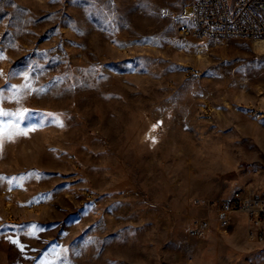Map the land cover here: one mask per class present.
<instances>
[{
	"label": "rangeland",
	"instance_id": "rangeland-1",
	"mask_svg": "<svg viewBox=\"0 0 264 264\" xmlns=\"http://www.w3.org/2000/svg\"><path fill=\"white\" fill-rule=\"evenodd\" d=\"M190 2L0 0V264H264L244 215L188 234L264 189V50Z\"/></svg>",
	"mask_w": 264,
	"mask_h": 264
},
{
	"label": "built area",
	"instance_id": "built-area-1",
	"mask_svg": "<svg viewBox=\"0 0 264 264\" xmlns=\"http://www.w3.org/2000/svg\"><path fill=\"white\" fill-rule=\"evenodd\" d=\"M189 12L194 33L200 38L264 39V0H191ZM197 203L206 215L194 218L191 237H202L212 229L226 230L235 216L246 217L249 236L264 242V189L258 193L235 191L219 201Z\"/></svg>",
	"mask_w": 264,
	"mask_h": 264
},
{
	"label": "snow or ice",
	"instance_id": "snow-or-ice-1",
	"mask_svg": "<svg viewBox=\"0 0 264 264\" xmlns=\"http://www.w3.org/2000/svg\"><path fill=\"white\" fill-rule=\"evenodd\" d=\"M7 115H8V113L0 111V116H7ZM16 115L23 116L24 113H18ZM55 122L57 123L58 126H61V127L63 126L62 122L59 121L58 118L55 120ZM2 134H3V132H2V130H0V135H2ZM23 134H27V133L24 132ZM13 243H16V241H13Z\"/></svg>",
	"mask_w": 264,
	"mask_h": 264
},
{
	"label": "bare ground",
	"instance_id": "bare-ground-1",
	"mask_svg": "<svg viewBox=\"0 0 264 264\" xmlns=\"http://www.w3.org/2000/svg\"><path fill=\"white\" fill-rule=\"evenodd\" d=\"M255 45H256L257 49L264 50V39L256 40ZM262 140H263V143H262L263 147L262 148L264 149V136H263Z\"/></svg>",
	"mask_w": 264,
	"mask_h": 264
}]
</instances>
